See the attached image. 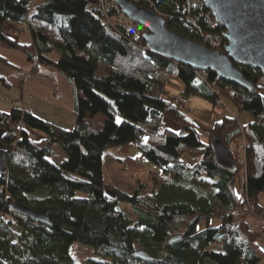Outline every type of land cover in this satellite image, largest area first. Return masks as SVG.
<instances>
[{
  "label": "trees",
  "instance_id": "1",
  "mask_svg": "<svg viewBox=\"0 0 264 264\" xmlns=\"http://www.w3.org/2000/svg\"><path fill=\"white\" fill-rule=\"evenodd\" d=\"M152 1L170 30L193 38V27L182 13L184 0ZM28 8L26 0H0V44L34 61L31 71L48 66L69 80L75 123L68 130L19 107L0 111L7 167L0 174V264H77L71 253L77 245L91 249L94 257L88 264H258L264 254L258 235L247 227L245 214L235 222L233 213L247 202L256 214L262 208L260 70L233 62L255 87L247 91L211 70L178 64L145 50V29L134 22H129L131 28L117 22L103 28L102 14L90 0H35L27 14ZM26 15L30 42L21 43L7 35V23L21 24ZM0 62L6 60L0 57ZM172 74L184 84L183 98H201L212 108L222 98L236 111L249 112L251 120L242 124L220 113L202 134L185 107L163 98ZM164 118L178 124L179 133L165 128ZM29 129L45 137L37 140ZM212 137L230 152L235 171L217 166ZM240 137L244 160L231 149ZM55 144L66 155L58 164L48 159ZM113 147L123 157L107 152ZM132 147L140 156L127 155ZM141 158L159 170L146 169ZM187 158L194 164L188 165ZM114 161L131 174L146 172V179H136L131 194L103 183V165ZM106 187L114 197L106 194ZM77 191L85 196H76ZM14 201L47 216L49 225L11 212L8 205ZM120 201L130 204L135 220L116 206ZM211 219L219 224L210 226ZM203 221L205 227L199 229ZM178 234L180 239L169 242ZM219 243L221 251L214 249ZM138 249L154 260L135 258Z\"/></svg>",
  "mask_w": 264,
  "mask_h": 264
},
{
  "label": "water",
  "instance_id": "2",
  "mask_svg": "<svg viewBox=\"0 0 264 264\" xmlns=\"http://www.w3.org/2000/svg\"><path fill=\"white\" fill-rule=\"evenodd\" d=\"M113 1L121 7L122 13L130 21L145 29L141 37L149 52L194 70H211L217 77L247 91H253L255 87L233 62L257 68L264 75V0H201L224 28L226 43L222 51L208 48L170 30L162 17L129 0ZM210 145L217 166L235 171L234 159L217 137L211 138ZM6 172V153L0 149V174ZM8 208L31 221L49 225L47 216L28 206L14 201L9 203ZM180 238L181 235H174L169 242ZM133 256L140 260H154V257L142 249L135 250Z\"/></svg>",
  "mask_w": 264,
  "mask_h": 264
},
{
  "label": "rangeland",
  "instance_id": "3",
  "mask_svg": "<svg viewBox=\"0 0 264 264\" xmlns=\"http://www.w3.org/2000/svg\"><path fill=\"white\" fill-rule=\"evenodd\" d=\"M135 31L137 32L136 28H135ZM2 49H5L7 51V53H4V51H2ZM17 50H15L14 48H9V47L3 46L0 44V55L1 56H3V54H7V56H9V58L18 57L21 59ZM22 53L23 52H21V54ZM52 55L55 58L57 57V53H53ZM33 66L34 65L31 64V69ZM20 73L21 72L19 70H17L16 68L8 66V64H6L4 62L3 63L0 62V76L4 77L5 82L7 84H9V85L4 84V81L2 79H0V99L4 98V100H2V101L0 100V111L6 112L10 109V107L12 105L22 109V107H23L22 100H20V104H18V105L13 103V101H19V99H17L18 98L17 93H18V87L21 84V79H20L21 74ZM176 96H178V95H176ZM221 100L223 101L224 104L217 103L215 108H212V106L209 102H207L205 100L195 99V98L190 99L189 101L184 103V105H181V106H183V107L186 106L185 109H186L187 114L191 118H193V120L195 119L201 125V127L203 125L202 122H205L206 125L209 124L208 131L210 130L213 122L220 118V113H226V114L231 115L233 117H237L238 121L240 123H243V124L251 120L252 115L249 112H247V111H241V112L236 111L227 100L222 99V98H221ZM37 102H39V101H37ZM47 104L49 106H52L54 104V100H50L49 102H47ZM181 104H183V103H181ZM66 115L68 117V122H69V119H70V122H71V119L72 120L74 119V123H75V117L71 111L66 112ZM204 118L206 119L205 121L203 120ZM73 126L68 127L66 129L71 130L73 128ZM201 131H202V134H205V132H208V131H204L203 129ZM240 138L241 139H237L234 143L231 144V149L236 150L238 155L241 157V159L244 160L245 141H244L243 137H240ZM35 139L38 140L40 138L35 137ZM0 149H2L1 145H0ZM53 150H54L53 155L48 157V159L51 162L58 164L66 158L65 153L59 147V145L55 144L53 146ZM107 152L111 153L112 155L116 156L117 158L123 157V155H121L115 147L107 149ZM127 155H129V156H140L139 152L137 151V149L135 147H132L128 151ZM141 159L144 160L143 158H141ZM186 160L189 162V163L187 162L188 165L194 164L193 161L191 160V158H187ZM144 162H145L144 165H145L146 169L149 168L150 170H153V171L159 170L156 166L152 165L151 163L147 162L146 160H144ZM120 165L121 164L119 161H114L111 164H104L103 165V168H102L103 183L104 184H112V185L118 187L119 189L125 191L126 193L131 194L133 192V189H134L136 183H137L136 179H140V180L146 179V172L144 171V169L143 170L137 169V170H132L133 172L131 174L130 168L123 169V168H120ZM105 192L109 197H114V193L109 187L105 188ZM141 193H144V190H142ZM76 196L83 197V196H85V194L83 192L77 191ZM247 205H248V208H251V206L247 202L244 204L243 209H237L234 211L233 220L235 222H238L240 219L239 216L242 213H244V211H245L246 213H248L250 216L254 217L258 221V225L253 226L245 220L247 222V227L252 229L253 231H255V233L258 235V237L262 236L264 238V228H263L264 227V219L260 216V214H256L252 209L247 210ZM116 206L121 211H123L127 217H129L133 220L136 219V215H135L132 207L130 206V204L128 202L120 201ZM8 218H10V217L8 216ZM218 224H219L218 219H211V221L209 223L210 226H217ZM204 227H205L204 221L199 223V225H198L199 229H202ZM15 230L18 231V229H15ZM258 243L262 244L260 239H259ZM214 249L221 251L222 250L221 244L219 243V244L215 245ZM263 249H264V247H263ZM71 253H72L74 262H76L77 264H88L90 258L94 257L91 249L87 246H80V245L74 246ZM258 264H264V256H262V258Z\"/></svg>",
  "mask_w": 264,
  "mask_h": 264
},
{
  "label": "crops",
  "instance_id": "4",
  "mask_svg": "<svg viewBox=\"0 0 264 264\" xmlns=\"http://www.w3.org/2000/svg\"><path fill=\"white\" fill-rule=\"evenodd\" d=\"M7 27V35L11 39H17L18 42L21 43L30 42L29 33L25 29H23L20 24L11 22L7 23ZM2 51H4V53H7L5 49H2ZM17 51L21 59L18 57L9 58L7 54H3V56L0 55V57L6 60V62L4 63L8 64V66L16 68L21 72V84L18 87L17 99L22 100V109L29 110L35 116L54 122L62 126L63 128L72 127L74 125V119H71V122L69 119L68 122V117L66 115V112H72L73 106L72 87L69 80L56 69L48 66L39 67L36 71H31V62L27 60L25 54H21L20 50ZM2 80L4 81V84L9 85L5 82L4 77H2ZM183 89L184 84L176 74H172L166 81L162 96L166 100L174 101V97L176 95H181ZM57 92L60 94V97L59 99L55 100L52 96ZM193 98L203 100L197 97H190L188 98V101ZM0 100L2 101L4 100V98H1ZM50 100H54V104L52 106H49L47 104V102H49ZM203 120L205 121L206 119L204 118ZM194 121L204 131H208L209 124L206 125L205 122H202L203 125L201 127V125L195 119ZM163 125L165 128L174 133H179L180 131V126L178 124L166 118L163 119ZM29 131L35 137H45V135L38 130L29 129ZM258 203L262 207L260 216L264 219V193L259 195ZM243 214L246 215L245 220L248 223L253 226L258 225V221L254 217L250 216L245 211L240 216H242ZM259 239L261 240L262 244L260 243V245L258 243V249L262 253L264 252V238L262 236H259L258 241ZM262 256H264V254Z\"/></svg>",
  "mask_w": 264,
  "mask_h": 264
},
{
  "label": "built area",
  "instance_id": "5",
  "mask_svg": "<svg viewBox=\"0 0 264 264\" xmlns=\"http://www.w3.org/2000/svg\"><path fill=\"white\" fill-rule=\"evenodd\" d=\"M26 1L29 7L27 11L28 14L29 11L34 6L35 0H26ZM90 1L99 8L100 13L102 14L103 28L113 27L116 22L123 23L127 25L129 28H131L129 23L131 21L122 13L121 7L113 0H90ZM129 1L140 7L146 8L148 11L160 17L164 16V14L159 12V10L155 7L152 0H129ZM181 5H182L181 6L182 13L184 14V19L187 22L191 23L193 27L191 28V32H190V35L193 37L192 39L205 45L208 48L217 49L221 51L226 41L223 35V30L219 28L220 25L215 20L211 10H209L201 0H184ZM26 20H27V15L25 21L22 22L20 25L23 29L29 32L28 23ZM143 47L145 50L148 51L146 45ZM31 64L34 65V61ZM199 78L202 81L206 82V74L201 73L199 75ZM261 81H264V75L261 78ZM213 84L214 81L209 84L210 87H212ZM52 97L55 100L59 99L60 94L58 92L54 93ZM187 101L188 99H185L180 95L174 98V103L179 105H184V103H186ZM13 103L18 105L20 104V100L13 101ZM217 103L224 104L220 98L217 99L216 104ZM247 210H251V208H248V205H247Z\"/></svg>",
  "mask_w": 264,
  "mask_h": 264
}]
</instances>
